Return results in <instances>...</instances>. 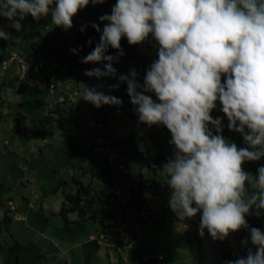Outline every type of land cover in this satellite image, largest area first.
<instances>
[{
	"label": "clouds",
	"instance_id": "clouds-1",
	"mask_svg": "<svg viewBox=\"0 0 264 264\" xmlns=\"http://www.w3.org/2000/svg\"><path fill=\"white\" fill-rule=\"evenodd\" d=\"M103 3L105 0H0V19H7L20 32L28 15L35 20L50 15L53 25L68 31L81 10ZM99 20L106 22L102 30L92 24L101 33L99 43L81 62L103 67L86 69L84 75L117 78L119 83L112 89L126 83L138 121L149 127L163 125L171 133L173 155L162 167L171 189V210L180 220L200 213L199 234L203 236L207 230L214 241L249 228L246 216L253 209L256 215L264 210V166L255 176L242 167L246 161L264 157V0H116L111 13ZM150 35L159 45L158 58L145 76H138L134 69L118 76L113 63L124 54L121 40L139 45ZM13 39L0 24V40ZM109 48L117 50L118 56L106 54ZM137 79H143V84ZM80 99L96 108L123 103L87 85H83ZM217 101L228 129L240 133L248 147L238 148L219 134L222 118L211 115ZM97 121L101 122H88ZM101 124L100 128L89 125L105 138L106 125ZM88 141L91 146L98 144ZM102 147L104 144L96 148L102 151ZM109 153L111 161L113 153ZM129 171L121 173L138 182L140 178ZM155 178L161 186V180ZM250 240L255 251L249 248L246 256L226 264H264V231L250 228Z\"/></svg>",
	"mask_w": 264,
	"mask_h": 264
},
{
	"label": "rangeland",
	"instance_id": "rangeland-1",
	"mask_svg": "<svg viewBox=\"0 0 264 264\" xmlns=\"http://www.w3.org/2000/svg\"><path fill=\"white\" fill-rule=\"evenodd\" d=\"M0 24L15 38L12 41H4L10 47L19 50L23 56L31 58L33 52L30 42L35 38V31L38 27L37 22L31 15H28L22 21L23 27L20 32L11 28L9 26L10 21L7 19H0ZM155 43L157 49H150L149 58L146 57V53L142 49L144 48L143 44H140L142 55L132 62L120 61L119 66L116 68L117 75H127L130 70L135 68L142 70L148 66V63L150 66L158 58V55L155 56L156 53L154 51L158 52L159 45L153 38L151 45ZM147 51H149V48ZM51 65L57 72L60 83L70 88L72 92H77V104L80 112L92 121L96 120L93 114L96 107L80 99L83 85L95 88L106 95L116 96V90L118 89H112L111 86L119 83L117 78H94L91 84L89 82L76 84L69 79L65 65L57 66L55 63L52 64V62ZM1 67L0 64V264H79L80 261L86 264L84 241L89 238V234L98 233L104 223H109L106 228L110 230L118 228L125 221L127 223L125 229L129 238L135 243L131 249L124 250L127 257L130 260L132 259L131 264H143L141 258L145 252H162L166 257L163 264H219L218 262H213V247L210 246L204 235L201 236L199 234L193 224L190 232L191 234L194 231L197 233L200 238L199 242L194 240L193 243L191 234L184 231L180 224L179 228H177L178 225L176 224L177 227L175 229L177 231H175L173 229L174 225L169 223L167 230L171 233L168 235L170 238L158 240L162 234L157 235L159 229L157 228V223H153L152 219H154L156 212L168 217V212L162 206L171 192L165 182L162 169L156 174L162 185L156 187L155 196L147 202L153 214L149 222L135 221L134 218L128 217L123 221L120 215L121 212L117 209V204H104L103 207L100 204L101 201L93 204L95 212L86 210L85 218H81L76 210L68 212L66 220L62 216L60 208L65 199L64 194L73 193L74 191L75 185L72 180V174L75 173L76 168L72 166L74 158L69 154V143L66 142L64 144V130L43 114L45 109L43 106L48 101L45 83L40 82L39 90L34 91L30 96L27 95L23 103L21 102L22 106L20 108L23 112L28 106L26 102H34L35 115L48 128L45 131L43 129V132L48 136L46 138L47 143L41 146L43 153H39V151H30L29 153L18 142L23 138L21 131L27 122L11 118L14 114L8 113L10 110L20 109L12 100L19 96L17 79L19 68L17 69L15 64H10L7 71ZM11 83L15 85L14 88H11ZM122 101L123 103L120 107L115 105H102L100 107L102 109L100 116L106 120L105 129L113 130L112 132L118 135L134 131L137 136L138 146L152 154V156L161 148H164L163 154L170 150L173 152V146L169 143L171 133L168 129L163 125L149 127L140 123L134 110L135 106L130 102V97L126 96ZM221 107L219 101H217V106L211 115L213 118L218 115L222 118V123H224L226 116L221 111ZM79 109L75 107V115L79 114ZM80 124L86 137L99 133L96 129H88L84 122ZM14 128L18 131L17 133L12 132ZM209 128L214 134L216 133L215 129ZM51 131L52 136H50ZM240 135V133L236 132L232 136L224 137L228 143H235L238 148L248 147L244 143L242 135ZM39 142L43 143V140H39L38 144ZM22 144L24 145L25 143ZM12 145L11 151L4 154V150H8ZM250 164L249 161H246L242 167L246 172L253 174ZM135 168L133 167V170H136ZM253 175L255 176L256 174ZM59 180H63L60 185L58 184ZM57 185L59 186L56 188ZM249 191H251L250 187ZM8 200L12 201V207L7 204ZM92 214H95V216ZM5 215L9 219L5 218ZM172 215L174 217L177 216L174 213ZM14 216H20V219L16 220ZM248 216L260 218L264 216V210L261 211L260 215H256L255 209H253V214ZM261 231H264V229H261ZM172 234L174 239L171 237ZM248 235L249 228L241 229L226 238L233 255L238 257L247 255L248 249L252 248V246L249 241L247 244H244L243 241L248 240ZM16 242L27 246L30 250L21 252L19 248L14 247ZM121 253H115L114 255L119 257ZM134 254H138V257L133 258ZM105 257L104 248H100L91 259V264H110ZM226 262L225 260L220 264H226Z\"/></svg>",
	"mask_w": 264,
	"mask_h": 264
},
{
	"label": "trees",
	"instance_id": "trees-1",
	"mask_svg": "<svg viewBox=\"0 0 264 264\" xmlns=\"http://www.w3.org/2000/svg\"><path fill=\"white\" fill-rule=\"evenodd\" d=\"M115 2L116 0H105V3L103 4H89L85 9L81 10L76 17H74L73 27L68 31L53 25L50 15L47 17H41L39 20L34 19L38 24L35 31L36 36L30 42L34 59L44 58L48 60L50 64L52 62V64L55 63L57 66L65 65L67 67L68 77L70 80L76 84L80 82H89L91 84L95 77H88L84 75L85 70L95 67L102 68L103 64H85L82 63L81 60L84 56L93 51L96 44L99 43L100 40L101 33L97 32L92 27V24L95 23L99 25L102 30L104 23L106 22L100 21L99 17L105 14H110ZM82 26L84 27V31H81ZM89 40L92 41L91 44L88 43ZM121 47L124 53L122 56H118L117 50L111 48H109L106 53L108 55L118 56L117 61L113 63V67L115 68L119 66L120 61L132 62L137 60L138 57L142 55L140 44L129 45L126 38L121 40ZM70 49H76L77 51L72 52ZM0 58H6V55L0 54ZM148 68L149 63L148 66L142 70H137L136 68L134 70L138 74L145 76ZM52 69L54 71L55 78H47L44 75H38L39 78L37 81H39V83L44 82L45 87H48L49 80L57 81L58 87L55 89V92L59 91V94H61L63 88L60 86L61 83L59 81V76L53 66ZM143 82V79H137V83L142 85ZM115 95L121 100L128 96L127 84L122 83L118 90H116ZM153 99H156L154 94ZM66 107H68L66 112L57 113L56 116H48L43 113L46 118L50 117L55 124L59 126V128L64 130V144L66 142L69 143V154H71L74 158L72 166L76 168L75 173L72 174V180L75 185L74 191L73 193L68 192L64 194L65 199L63 200L60 208L62 216L67 220V213L77 210L80 217L85 218L86 210L93 212V204L97 201H101L100 204L103 207L104 204H117V209H119L122 213H120V215L123 221H125L126 217H128L134 218L135 221H142L145 223L149 222L153 214L150 212L147 202L155 196L156 187H159L154 179H156L155 177L157 176V172L161 170L163 165L167 163L168 159L172 157L173 152L170 150L167 151L166 154H163L164 148H161L156 151L155 155L152 156V154H149L138 146L137 136L134 131L118 135L113 133V130L110 129L104 133L107 140L104 145V151L98 150L92 146H87L86 142L90 140L93 135H89L87 137L84 136L83 127H81L80 123L84 122L88 129L95 130V128H92L89 125L88 121L90 119L85 117L84 114L80 112L78 104L74 105L73 103H69ZM75 107H78L79 109V114L77 115H75L74 112ZM119 107L118 109H120ZM101 110V108H96L93 114L96 119H99L103 123V125H106V120L100 116ZM222 124L223 131L219 133L220 135L228 137L236 133V131H230L228 129L227 117ZM15 131L16 130H14V133ZM101 134L103 133L101 132ZM41 136L43 143L41 142L37 146L39 153H43L41 146L45 145L47 142L44 132H42ZM6 151L9 153L11 149H6ZM109 152L113 153L111 161L109 160ZM163 158L164 160H162ZM249 163H251V172H253V174H257V169L264 164V157L258 161H249ZM121 164L127 166L128 170H130L129 172L133 176L140 178V180L142 178V180L136 182V180L131 179L129 175L122 174L119 169V165ZM133 167H136V170H133ZM144 180L151 181V185L149 186L143 184L142 181ZM61 183H63V180H59L58 184L60 185ZM59 185H57L56 188ZM162 207L166 210L164 205ZM145 211L147 212L144 213ZM92 215L95 216V214ZM200 215L201 214L198 213L195 217L190 219L187 218V220H189L191 224L196 227L195 229L198 230V232ZM4 217L9 219L7 215ZM161 218L165 217L163 214L160 215L159 212H156L154 219L152 220L153 222H158ZM168 218L171 220L172 217L168 215ZM246 218L249 224L248 241L252 246L253 251H255V248L251 244L250 240V228L255 227L260 230L264 229V216L260 218L246 216ZM182 226H184V224ZM106 227L107 225L103 224L101 231H105ZM186 230L188 231L189 229L186 228ZM115 234H118V232ZM204 236L209 239V244L213 247L214 262L216 261L220 264L222 261H230L238 258V256L232 255V250L227 239L224 241H214L207 231L204 232ZM199 240L200 238L198 236V242ZM85 245L95 248L98 247L96 239H86ZM14 247L19 248L21 252L30 250L27 246L17 242ZM141 260L143 264H157V261L160 259L157 256L150 254L142 256Z\"/></svg>",
	"mask_w": 264,
	"mask_h": 264
},
{
	"label": "crops",
	"instance_id": "crops-1",
	"mask_svg": "<svg viewBox=\"0 0 264 264\" xmlns=\"http://www.w3.org/2000/svg\"><path fill=\"white\" fill-rule=\"evenodd\" d=\"M3 42H4V45L5 46L2 49V52L0 54H5L6 55V58H2V59L0 58V64L2 66L1 68L3 70H6L7 71L10 64H15L16 68L18 69L19 68V65H18V63L16 61H12L11 62V61L8 60V56H9L8 55V51L9 50H17V49L16 48H13V47H10L4 40H3ZM152 43H153V37H151V36L148 37V39L145 41V43L144 42L142 43L143 46H144V48H142V49H144V51L146 53V57H148V58L150 57V49H154V50L157 49L156 43L153 44L155 46L151 45ZM148 48H149V51H147ZM20 55H21V57L23 59L32 60V61L34 60V56H31V58H29L28 56H23L22 54H20ZM19 72H20V68H19ZM19 72L17 73V79H18V85H19L18 86L19 87L18 88V90H19V96H16V98L15 99H12V100L14 101L15 105L20 108L22 106V103H23L24 98L27 97V95L30 96L31 94H33L34 91L39 90V85L40 84H39V81H37L38 78H39V76H35V75H30L29 74L27 76V78H25L23 80H20L18 78ZM139 75H141V74H138V76ZM60 86L65 91H71L70 88H68V87H66V86H64L62 84ZM14 87H15V85L11 83V88H14ZM45 88H46V92H47V95H48V101L43 106V108L45 107L44 114L50 116L47 113H49V111L51 109L50 107L52 105H54V110L56 111V114L57 113L66 112L67 109H68V107H66V106L69 103L66 102V103H64L61 106L58 105L57 103H55V98L57 97V94H59V91H56L54 94H51L48 91V88L47 87H45ZM26 103H27L28 106H27V108H26V110L24 112L20 108V109H16V110H10V111H8V113L9 114H14L15 117L14 116H11V118H17V119H19L21 121L27 122V123H25L24 129L21 131L23 133L22 134L23 138H22L21 141H18L19 143H21L20 146L21 147H25V151H28L29 153H30V151L37 152L38 150H37L36 147L38 145H36V144H38V141L41 140V138H42L41 134L43 132V129L46 130L45 129L46 125H45V123H43V122H41L39 120V118H38L37 115H35V112H34V109H35V106L34 105L35 104H34V102H32V103L31 102H29V103L26 102ZM0 114H1V112H0ZM217 117H219V116L217 115ZM48 118H50V117H48ZM14 130H16V129L15 128L13 129V131H12L13 133H14ZM17 132L18 131L16 130L15 133H17ZM44 134L46 135L45 132H44ZM52 135L53 134L51 133L50 136H52ZM46 138H48L47 135H46ZM90 140L93 143H98L97 146H95V145L92 146L94 148L100 146L101 144L103 146V144L105 145V143L107 142V140L103 137V135H101L100 132L97 135L92 136L90 138ZM22 143H25V144L23 145ZM39 143H41V142H39ZM33 144H34V146H33ZM51 145H52V143H51ZM11 147H13V145ZM11 147H10V149H12ZM104 149L102 147V151H104ZM3 153L4 154H7V151L4 150ZM170 194H171V192L169 193L168 198H170ZM168 198H167V200H168ZM7 204L10 205L11 207L13 205L11 200H8ZM165 211L168 212V215L172 217L171 220L168 217H165V218H161L160 221H158V222H155V221L153 222V223H157V226H158L157 228L159 229V231H157V235L162 234V235H160V238H158V240H162V239L165 240L166 238H170V236H168V235L171 234V233H170L169 230H167L168 223L174 225V228L173 229H175L177 227L176 224L178 225L177 228H179V224H180V226L183 225L182 221L180 220V218L178 216H175L174 217V215H172L174 213L172 210L171 211L165 210ZM146 212L147 211H145L144 213H146ZM174 214H176V213H174ZM14 219L19 220L20 219V216H14ZM104 224L107 225L109 223H107V224L104 223ZM126 225H127V223H123L118 228L116 227V228L110 229V230L107 229V228H105V231L99 230V232L96 233V234L95 233H90L88 239H96L97 244H98V247L95 248V247H91L89 245H85V241H84V249H85L84 251H85V256H86V259H87V263L86 264H91V259L99 251L100 248H104V250H105V256H106L105 258H106V260L110 264H131V260L132 259L130 260L129 257H127V254H125L126 252H124V250L131 249L132 247H134V244L135 243H133L134 241L129 238V235H128L126 229H125ZM189 227L187 228V229H189L188 231L186 230V228L184 226H182V229L184 231H186V232H188V233L191 234L190 231L193 228L191 222H190ZM175 231H177V230L175 229ZM116 232H118V234H115ZM101 234L108 235L109 240L114 244V246H107V245L103 244L101 241H99V238H100V235ZM122 234H124L126 236V239L130 243L129 246H122V247H118L117 246L119 244V242H120V237H121ZM171 237H172V239H174V235L173 234L171 235ZM191 238L193 240V243H194V240L195 241H198V235L195 234V231L192 232ZM207 241H209L208 238H207ZM114 252L116 254H118L119 252H122V253H121V256L117 257L116 255H114L115 254ZM232 253H233V251H232ZM150 254L153 255V256H157V257H159V255H162V259H160L159 261H157V264H163V261L166 259L165 255L162 252H149V253L145 252L143 256L150 255ZM134 255L135 256L133 258H137L138 257V254H134ZM115 256H116V258H114ZM213 262H214V260H213ZM79 264H83V263L80 261Z\"/></svg>",
	"mask_w": 264,
	"mask_h": 264
},
{
	"label": "built area",
	"instance_id": "built-area-1",
	"mask_svg": "<svg viewBox=\"0 0 264 264\" xmlns=\"http://www.w3.org/2000/svg\"><path fill=\"white\" fill-rule=\"evenodd\" d=\"M4 46L5 45H4L3 40H0V53L2 52V49L4 48ZM154 52L156 53L155 56H157L158 52L157 51H154ZM8 55H9L8 56L9 61H11V62L16 61L19 65L20 72L18 74V78L20 80L27 78V76L29 74L35 75V76L44 75L47 78H49V77L55 78L54 71L52 69L51 64L49 63L48 60H46L44 58H39L36 60L34 59L33 61L32 60H26V59H23L21 57L20 53L17 50H9ZM57 87H58L57 81L49 80L47 88L51 94L55 93V89H57ZM76 94H77L76 91L68 92V91L62 90V93L58 94V96L56 97L55 103H57L60 106L63 105L66 101L73 103V104H77ZM50 108L51 109L49 111V115L56 116V111L54 110V105H52ZM89 124L94 125L98 128L102 127V124L99 121L94 122L93 124L91 122H89ZM86 145L91 146V142L87 141ZM120 169L123 173L128 172V169L123 165H120ZM164 207L166 209L171 210V208L169 206V200L164 203ZM181 221L186 228L189 227L190 224H189L187 218H185L184 220H181ZM99 241H101L103 244H105L107 246H114V244L109 240V237L106 234H101ZM129 245H130V243L126 239V236L124 234H122L120 237V242L117 246L122 247V246H129ZM158 258L161 259L162 255H159Z\"/></svg>",
	"mask_w": 264,
	"mask_h": 264
}]
</instances>
